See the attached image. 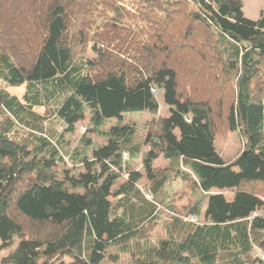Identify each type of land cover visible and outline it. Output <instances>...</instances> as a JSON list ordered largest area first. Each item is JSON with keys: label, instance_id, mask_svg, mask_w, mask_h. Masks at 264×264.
<instances>
[{"label": "trees", "instance_id": "obj_1", "mask_svg": "<svg viewBox=\"0 0 264 264\" xmlns=\"http://www.w3.org/2000/svg\"><path fill=\"white\" fill-rule=\"evenodd\" d=\"M232 1L0 0V38L8 23L16 37L0 43V82L27 84L23 100L0 85V249L19 239L1 264H102L123 252L139 254L132 264L264 261L256 253L264 251V9L247 21ZM88 49L97 57L84 61ZM184 58L198 63L196 84L217 86L213 94L181 89ZM220 73L237 79L228 101ZM160 93L169 115L149 124L147 194L129 166L115 188L124 157L141 155L130 124L111 127L92 156L73 154L85 172L61 177L59 147L35 107L60 97L55 114L71 134L86 113L97 126L129 111L157 114ZM225 130L244 144L230 162L215 145ZM160 156L174 170L151 168ZM178 179L203 193L188 211L194 221L175 217L158 247L130 249L156 227Z\"/></svg>", "mask_w": 264, "mask_h": 264}, {"label": "rangeland", "instance_id": "obj_2", "mask_svg": "<svg viewBox=\"0 0 264 264\" xmlns=\"http://www.w3.org/2000/svg\"><path fill=\"white\" fill-rule=\"evenodd\" d=\"M232 2V8H235L237 6L242 7V10L245 14V19L247 21H257L264 9V0H233ZM107 20H109V17L105 18L103 21L106 23ZM8 24H6L7 30H2L4 36L0 38V43H2L4 40H10V37L14 38L13 40L16 39V37H14V34L11 35L13 31L11 32V27H9ZM3 47H5V45H3ZM79 57H82L81 59L84 61H91L97 57V54L88 49L84 54L79 55ZM178 61L181 64L180 69L182 73L181 89L185 91L187 95L191 93V95L205 97L207 95L213 94V91L217 90V86L211 87L209 85L210 87H204L202 83L196 84L194 82L192 76L198 75L196 74L195 70L198 64L197 62H191L189 58H184ZM202 68V66H198L199 71H201ZM220 74L223 78L221 77L222 80H220L221 82L219 83H221V86L224 87L221 92L222 94H224L225 101H228L232 99L231 94L234 90H236L237 79L235 76L227 77L222 73ZM225 77L227 79H225ZM0 85L4 87L11 95L17 96L20 100H23V96L27 91V84H24L20 87H7L5 84H3V82H0ZM158 99L160 103V109L157 114H153L147 111H129L123 113L119 119L112 118L106 120L102 126L95 125L91 121L90 114L86 113L85 118L77 123L75 132L71 134L64 132L65 126L55 114L57 103L62 100L60 97H58V99L56 100H52L48 106L35 107L34 111L45 116V134L49 136L52 139L53 143L60 148L59 154L62 157V160L56 168L59 169L61 177H63L64 172H66L67 175L70 176H78L79 174L84 173V166L81 163L76 164L75 162H73V154L75 155L77 151H80L92 156V152L94 149L107 143V137L105 133L108 132L111 127L118 124H130L135 126L137 130L135 135V143L136 145L141 147L142 155L141 157H138L136 159H131L130 157L126 158V156L124 157V159L122 158L124 162L123 171L126 172H124L123 174L120 172L122 175L120 174L119 179L116 181L115 188L127 179V166H129L130 169H133L134 171H137L141 174V180L138 182L137 187L144 194H147L149 188L151 187L152 181L149 174L150 169L148 168V163L146 161L148 146L145 142V139L150 125L151 129H153V127H155L156 125L151 122L155 119L158 120L169 115V108L164 103L163 95L161 93L158 95ZM87 139L90 140L89 143H86ZM58 140L61 141L62 145L58 142ZM215 140L216 150L220 154L222 159L226 162L235 160L244 149L243 141L237 131L225 130L224 132L219 133ZM123 152L124 151H122V153ZM170 167L171 165L168 164V161L160 156L153 163L151 168H154L156 171H163L165 169H169L168 171L174 170V168L171 169ZM184 171L187 173H191L190 169L187 167L184 169ZM177 181L178 183L176 184V189L178 190V192L173 196L174 200L172 199V201L170 200L169 203H166V205H160L159 207V218L156 227L150 229L149 231L148 229H146V232L140 236V240H134L130 243V249L135 248V250H137V248H139L140 250H145L158 247L161 241L169 238L168 227L171 226V223L175 217H179L180 219H183L185 221H192L193 216L188 215V211L194 203L203 198V193L196 190L193 186L190 185L189 182L179 179ZM217 191L223 192L227 199H231L232 197V193L227 192L226 190H213V192ZM112 201L115 203L116 199L112 198ZM172 206L175 207V209H172ZM260 213L264 215V210H261ZM202 222L203 219H198L197 223ZM18 242L19 239H15L11 247L0 249V264L2 257L12 251ZM108 251L113 255L114 253L118 252V249L110 248ZM256 253L259 255H264V251H257ZM138 257L139 254H136V256H134L130 252H123L119 253L115 258H107L103 261L102 264H132ZM263 257L264 256H262V258ZM259 264H264V261L261 259Z\"/></svg>", "mask_w": 264, "mask_h": 264}, {"label": "built area", "instance_id": "obj_3", "mask_svg": "<svg viewBox=\"0 0 264 264\" xmlns=\"http://www.w3.org/2000/svg\"><path fill=\"white\" fill-rule=\"evenodd\" d=\"M58 150L60 151V149L58 148ZM194 221V219H192Z\"/></svg>", "mask_w": 264, "mask_h": 264}, {"label": "crops", "instance_id": "obj_4", "mask_svg": "<svg viewBox=\"0 0 264 264\" xmlns=\"http://www.w3.org/2000/svg\"><path fill=\"white\" fill-rule=\"evenodd\" d=\"M149 150V149H148ZM142 155V154H141ZM141 155L139 157H141ZM218 192V191H217Z\"/></svg>", "mask_w": 264, "mask_h": 264}]
</instances>
